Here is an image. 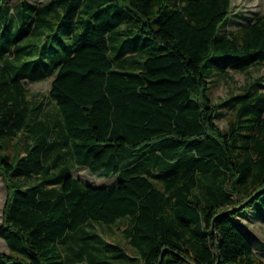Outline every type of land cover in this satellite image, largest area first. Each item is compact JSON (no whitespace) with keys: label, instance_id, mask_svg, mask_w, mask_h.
Wrapping results in <instances>:
<instances>
[{"label":"trees","instance_id":"trees-1","mask_svg":"<svg viewBox=\"0 0 264 264\" xmlns=\"http://www.w3.org/2000/svg\"><path fill=\"white\" fill-rule=\"evenodd\" d=\"M230 15L231 0H0V264H264L239 222L251 207L264 223V83L209 92L264 66V12L229 30ZM48 76V100L30 96L24 80ZM123 221L131 254L94 229Z\"/></svg>","mask_w":264,"mask_h":264},{"label":"rangeland","instance_id":"rangeland-1","mask_svg":"<svg viewBox=\"0 0 264 264\" xmlns=\"http://www.w3.org/2000/svg\"><path fill=\"white\" fill-rule=\"evenodd\" d=\"M17 0H7V3L10 7L14 5ZM29 2L42 1V0H27ZM264 12V0H231V15L228 19L227 28L234 29L239 24L247 20L249 17L255 15V13ZM156 48L159 50L160 45H157ZM53 76H48L42 80L38 81H26L23 85L28 89L30 96H35L43 100H48V90L50 87V81ZM261 78V82L264 83V66L254 65L251 66L245 72H236L227 70L224 74H214L212 80L209 84V92L212 100L218 102L229 94L236 93L252 79ZM262 92H264V87H261ZM53 104L48 102L45 104V109L52 111ZM222 114L216 119L218 125L221 128L226 127L227 117L229 116V110L225 107L220 109ZM15 143H12L11 146H14ZM9 147L8 151L13 152V147ZM15 148V147H14ZM72 173L74 176L78 177L81 182L84 184L92 186H100L108 184L113 181L115 176L110 177H97L91 174L88 169L84 166H74L72 168ZM7 189L0 178V222L2 208L4 200L6 198ZM256 204L258 200L255 201ZM254 207V205H253ZM253 208L243 207L240 211L239 222L247 229L254 237V242L258 245L255 246V250L258 254L264 258V223H261L257 220L249 218V220L244 219L248 216ZM125 227V222H120L117 225L111 226L109 228L105 226H100L94 224V229L102 235L106 240L111 242H117L131 254V249L128 247L126 240L122 237V229ZM248 235V234H247ZM0 251L8 252V247L6 246L4 240L0 237ZM75 264H85V263H75Z\"/></svg>","mask_w":264,"mask_h":264},{"label":"water","instance_id":"water-1","mask_svg":"<svg viewBox=\"0 0 264 264\" xmlns=\"http://www.w3.org/2000/svg\"><path fill=\"white\" fill-rule=\"evenodd\" d=\"M24 82H26V80H24ZM261 192H264V188H262L260 191H258L255 196H258ZM159 264V263H158Z\"/></svg>","mask_w":264,"mask_h":264}]
</instances>
